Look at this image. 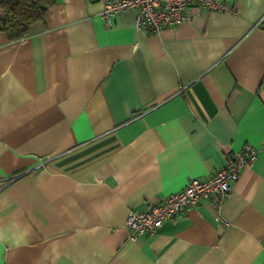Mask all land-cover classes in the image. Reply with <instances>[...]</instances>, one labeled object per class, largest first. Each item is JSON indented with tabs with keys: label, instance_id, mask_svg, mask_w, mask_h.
<instances>
[{
	"label": "crops",
	"instance_id": "crops-1",
	"mask_svg": "<svg viewBox=\"0 0 264 264\" xmlns=\"http://www.w3.org/2000/svg\"><path fill=\"white\" fill-rule=\"evenodd\" d=\"M157 34L105 0L0 29V264H264V0ZM244 144L223 201L131 236L125 216Z\"/></svg>",
	"mask_w": 264,
	"mask_h": 264
},
{
	"label": "built area",
	"instance_id": "built-area-1",
	"mask_svg": "<svg viewBox=\"0 0 264 264\" xmlns=\"http://www.w3.org/2000/svg\"><path fill=\"white\" fill-rule=\"evenodd\" d=\"M198 8L220 12L231 10L230 4L220 0H105L100 14L110 25L116 15L132 9L135 28L157 34L167 26L190 21L191 12ZM256 156L257 149L244 144L232 151L224 165L206 178L190 177L180 190L147 202L143 209L128 210L124 222L126 228L133 237L153 235L165 220L179 215L190 206H196L202 200L207 201L219 214L232 182Z\"/></svg>",
	"mask_w": 264,
	"mask_h": 264
},
{
	"label": "trees",
	"instance_id": "trees-1",
	"mask_svg": "<svg viewBox=\"0 0 264 264\" xmlns=\"http://www.w3.org/2000/svg\"><path fill=\"white\" fill-rule=\"evenodd\" d=\"M54 0H0V29L13 39L22 37L28 24L42 19Z\"/></svg>",
	"mask_w": 264,
	"mask_h": 264
}]
</instances>
